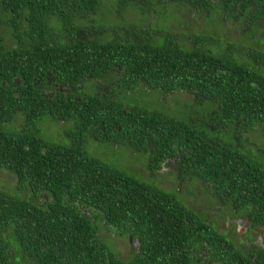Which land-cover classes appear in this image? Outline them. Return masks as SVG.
<instances>
[{
    "label": "trees",
    "instance_id": "1",
    "mask_svg": "<svg viewBox=\"0 0 264 264\" xmlns=\"http://www.w3.org/2000/svg\"><path fill=\"white\" fill-rule=\"evenodd\" d=\"M155 6L240 21L242 43L145 27ZM138 8L148 24L123 22ZM136 89L210 108L177 119L126 103ZM44 117L57 141L41 135ZM92 144L142 155L153 173L171 166L212 216L264 228V0H0V264H202L205 252L264 264V247L254 262L206 220L208 204L184 203ZM118 232L138 250H112Z\"/></svg>",
    "mask_w": 264,
    "mask_h": 264
},
{
    "label": "rangeland",
    "instance_id": "2",
    "mask_svg": "<svg viewBox=\"0 0 264 264\" xmlns=\"http://www.w3.org/2000/svg\"><path fill=\"white\" fill-rule=\"evenodd\" d=\"M114 1L115 0H111V2ZM104 10L107 11V7H105ZM154 10L155 17H153V24L145 25V27L150 26L151 28L160 27L170 29L172 27L182 26L181 28H178V30L183 29L185 31L183 33L181 32V34L190 33L196 35H208L213 39L215 38L218 41H221V46H224V44L228 43L229 40L227 41L226 38L232 37L234 38V41L242 43V37H240L241 34H239L241 29H237L235 27V24L239 23L240 21L220 23L219 19L213 14H211L212 16H204V18L201 16L195 17L191 14L186 15L185 17L183 13H181L176 7L173 6H155ZM146 18H149L147 12L144 9L138 8L134 10H128L125 13L123 22L144 25L148 24V21L143 24V22L146 21ZM99 19L108 22L111 19V16L109 15V17H107L104 15L100 16ZM240 26L242 27L243 25L240 24ZM218 41H216V45H220V42ZM213 47L214 46L212 45L210 46V48ZM217 47L218 46H216V48ZM160 95L161 94H159V92L156 90L144 91L136 89L133 93L125 96L124 101L130 105L138 106L151 111H157L161 114L168 115L177 119H186L198 114H203L207 111L208 108H210L209 102H205L199 105L193 104L189 101L190 96L183 92H172L165 98H162ZM51 122L52 121L49 118L44 117V119L40 123L41 135L57 141L61 134L57 125ZM63 139L64 142L68 141L64 136ZM92 148L94 149V153L100 156L102 160L111 163L113 166L123 169L127 173L143 181L157 184L162 188L170 189L169 191L175 194V196H177L184 203L188 204V202L190 201H192V203L197 202V206H200L202 210H208V214L213 215V213L216 212L214 205L209 208V204L207 203L208 201L203 197H199L200 193L197 187H193L192 195H189L188 193L181 190L186 187V184L180 182L178 177H176L171 172V166L161 169L157 174L151 172L148 169V160L142 155H134L121 147H112L106 144H92ZM178 190H181V192H178ZM206 206L208 207V209L206 208ZM223 227L226 226H221V228ZM239 233L240 232L237 233V236H239ZM108 243V246L113 250L115 248V245L112 243V240H110V242Z\"/></svg>",
    "mask_w": 264,
    "mask_h": 264
},
{
    "label": "flooded vegetation",
    "instance_id": "3",
    "mask_svg": "<svg viewBox=\"0 0 264 264\" xmlns=\"http://www.w3.org/2000/svg\"><path fill=\"white\" fill-rule=\"evenodd\" d=\"M206 220L213 226L218 228L224 238L233 245L241 248L254 262L255 251L257 248L264 247V228L257 226L255 223H249L245 218H231L225 216L224 218H217L216 216L206 215ZM217 220H222L217 222ZM221 226H226L221 228ZM239 236H237V233ZM114 251L117 250L120 254L135 252L139 248V242L132 236L123 235L118 232L114 236ZM127 249V250H126ZM202 264H220L213 260L209 253L205 252Z\"/></svg>",
    "mask_w": 264,
    "mask_h": 264
}]
</instances>
